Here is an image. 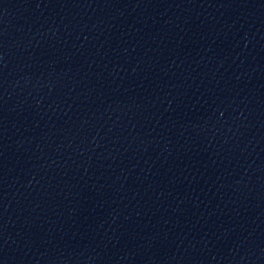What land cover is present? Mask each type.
Returning <instances> with one entry per match:
<instances>
[{"label": "water", "instance_id": "95a60500", "mask_svg": "<svg viewBox=\"0 0 264 264\" xmlns=\"http://www.w3.org/2000/svg\"><path fill=\"white\" fill-rule=\"evenodd\" d=\"M0 264H264V0H0Z\"/></svg>", "mask_w": 264, "mask_h": 264}]
</instances>
